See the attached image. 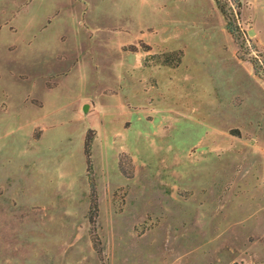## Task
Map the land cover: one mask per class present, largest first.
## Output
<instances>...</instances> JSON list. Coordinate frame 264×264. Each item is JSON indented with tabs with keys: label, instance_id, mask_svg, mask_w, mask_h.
I'll use <instances>...</instances> for the list:
<instances>
[{
	"label": "rangeland",
	"instance_id": "rangeland-1",
	"mask_svg": "<svg viewBox=\"0 0 264 264\" xmlns=\"http://www.w3.org/2000/svg\"><path fill=\"white\" fill-rule=\"evenodd\" d=\"M241 3L232 34L215 0H0V170L36 149L90 179L99 133L132 181L131 202L92 190L83 264L124 233L128 264L264 261V0Z\"/></svg>",
	"mask_w": 264,
	"mask_h": 264
},
{
	"label": "crops",
	"instance_id": "crops-1",
	"mask_svg": "<svg viewBox=\"0 0 264 264\" xmlns=\"http://www.w3.org/2000/svg\"><path fill=\"white\" fill-rule=\"evenodd\" d=\"M98 136L93 138L90 149L93 164L90 179L82 172L81 178H75L70 169L67 170L66 153L62 156L61 152L55 154L52 151L53 154L39 158L36 149L33 153L30 151L27 169L17 163V157L12 158L13 152L11 157L5 155L3 160L11 158L14 162L0 170V205L5 220L4 227H0V250L6 260L17 264H83L86 257L95 255L83 227L92 190L97 192L99 199L106 197L115 201L123 196L125 203L131 202L133 193L131 178H126L118 163H112L111 154H106L110 152H107L105 138L102 139L99 133ZM99 147L103 149V159L108 162L102 168L97 164L94 153ZM13 151L19 154L20 159L21 154L15 148ZM56 156L59 159L56 160ZM20 173L26 174L25 182L18 179ZM142 184L140 198L142 194L146 197V178ZM18 215L24 216L20 224L16 218ZM21 224L26 227H20ZM108 228L113 232L128 231L127 227ZM60 238L66 240V246L54 248L49 245L51 239ZM111 238L113 243H120L109 249L113 261L115 264H128L131 248L125 246L126 234H115Z\"/></svg>",
	"mask_w": 264,
	"mask_h": 264
},
{
	"label": "trees",
	"instance_id": "trees-1",
	"mask_svg": "<svg viewBox=\"0 0 264 264\" xmlns=\"http://www.w3.org/2000/svg\"><path fill=\"white\" fill-rule=\"evenodd\" d=\"M215 2L218 5V7H219L220 11L222 12L223 16L225 17V19L227 20L230 33L234 34L233 32L235 31V29L232 26L231 18H230L231 15L228 13V8L227 7L228 6L230 7L231 4H235L236 7H237V14L241 15V9H242L241 0H234V3H232L233 0H224V1L215 0ZM257 61L259 62L260 60L257 59ZM260 68H264V66H260ZM90 143H91V137L86 135L85 141H84V153H85L87 162L89 161V156H90L89 155ZM90 220L92 221V218H90ZM235 264H239V263L236 262ZM259 264H264V261L260 262Z\"/></svg>",
	"mask_w": 264,
	"mask_h": 264
}]
</instances>
